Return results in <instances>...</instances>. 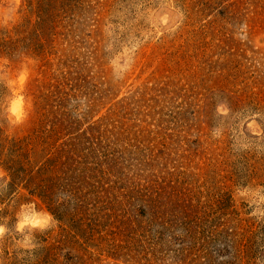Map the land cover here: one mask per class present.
Returning <instances> with one entry per match:
<instances>
[{
    "label": "rangeland",
    "instance_id": "rangeland-1",
    "mask_svg": "<svg viewBox=\"0 0 264 264\" xmlns=\"http://www.w3.org/2000/svg\"><path fill=\"white\" fill-rule=\"evenodd\" d=\"M0 170V264H264V0H0Z\"/></svg>",
    "mask_w": 264,
    "mask_h": 264
},
{
    "label": "clouds",
    "instance_id": "clouds-1",
    "mask_svg": "<svg viewBox=\"0 0 264 264\" xmlns=\"http://www.w3.org/2000/svg\"><path fill=\"white\" fill-rule=\"evenodd\" d=\"M27 118L26 113L21 112V101L16 100L10 105L7 119L13 124L23 123ZM6 173L0 170V177ZM10 182V180H9ZM244 193L241 192V195ZM11 218H4V222H0V238L4 234L14 231L22 235L24 240L35 238L36 233H43L53 228L57 223V218L48 210L35 209L31 201L20 204L15 212L14 224H9L7 221Z\"/></svg>",
    "mask_w": 264,
    "mask_h": 264
}]
</instances>
